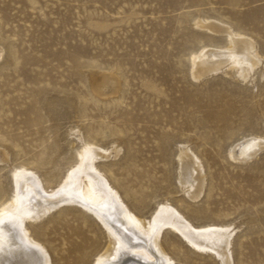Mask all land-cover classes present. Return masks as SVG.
<instances>
[{
  "label": "rangeland",
  "instance_id": "1",
  "mask_svg": "<svg viewBox=\"0 0 264 264\" xmlns=\"http://www.w3.org/2000/svg\"><path fill=\"white\" fill-rule=\"evenodd\" d=\"M199 11L254 38L264 55V0H0V148L9 147L7 158L0 153V202L11 162L63 171L78 131L104 151L119 143L99 173L135 215L148 217L167 199L195 229L255 218L229 229L232 264H264V147L248 160L229 155L264 132V79L191 76L190 56L226 40L194 25ZM101 72L118 77L117 93L92 92L91 74ZM55 124L58 138L70 131L59 143ZM185 141L205 174L195 200L175 182L171 161ZM48 215L37 223L51 264H91L100 255L106 238L89 213L63 205ZM160 245L173 264H219L170 228Z\"/></svg>",
  "mask_w": 264,
  "mask_h": 264
},
{
  "label": "bare ground",
  "instance_id": "2",
  "mask_svg": "<svg viewBox=\"0 0 264 264\" xmlns=\"http://www.w3.org/2000/svg\"><path fill=\"white\" fill-rule=\"evenodd\" d=\"M198 13L194 24L197 28L224 35L226 40L221 47L207 48L190 56L191 76L201 81L213 73L225 72L245 83L263 80L264 55L256 51L255 39L234 31L229 23L209 20L201 11ZM2 52L0 46V56ZM89 84L98 96L115 94L120 86L118 77L109 72L91 74ZM63 103L53 102L50 111L59 110ZM58 130L55 124L53 137L57 143L70 132L66 130L64 138H58ZM74 133L79 135L80 144L69 153L71 161L63 171L52 168L28 171L31 161L18 165L11 162L10 190L0 202V264H51L43 244L39 243L38 223L63 205L77 206L100 224L106 242L91 264H173L172 256L160 245L168 228L177 231L191 249L205 253L219 264H232V235L246 221L242 225L236 223L237 226L231 223L230 227L211 225L195 229L192 219L187 221L179 215L167 199L155 205L148 217L135 215L124 205L115 186L99 173L98 162L118 156L119 143L104 151L87 145L88 139L80 132ZM190 143L185 141L177 147L171 161L175 182L187 197L195 200L203 191L205 174L201 160L190 152ZM2 145L0 153L7 158L9 147ZM237 145L229 150V155L235 160H248L264 147V132ZM255 222V218H248L249 224ZM229 229L233 232L229 233Z\"/></svg>",
  "mask_w": 264,
  "mask_h": 264
}]
</instances>
